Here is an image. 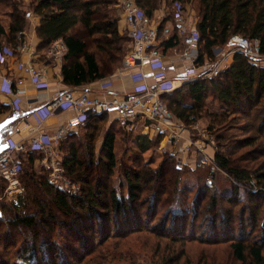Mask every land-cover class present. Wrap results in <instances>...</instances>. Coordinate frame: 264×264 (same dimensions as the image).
<instances>
[{
    "label": "trees",
    "instance_id": "obj_1",
    "mask_svg": "<svg viewBox=\"0 0 264 264\" xmlns=\"http://www.w3.org/2000/svg\"><path fill=\"white\" fill-rule=\"evenodd\" d=\"M166 1L169 12L161 28L164 21L169 20L173 4L178 2L186 6L188 0ZM136 2L145 15L154 19V12L159 6L158 0ZM6 3L13 4V13L9 31L0 20V52L5 54L11 51L13 55L17 54V47L22 43V38L17 35L24 30L28 15L33 11L40 17L36 30L41 39V49L47 48L57 39L64 40L67 52L63 58L61 73L63 83L72 89L115 74L121 67L124 55L130 50L129 36L126 31L120 30L116 0H30L28 5L23 0H0V8ZM198 3L200 63L206 58L212 60L215 49L224 47L233 35L258 39L264 53V0H198ZM174 45L172 39L166 41L165 48L169 49ZM162 98L176 118L185 124H189L192 115L199 116L204 111L207 112L204 101L209 98L225 107L221 117L231 114L255 121L253 125L245 127H248V132L256 130L255 134L245 139L224 134H216V138L218 142L226 141L224 148L228 145V150L232 145L233 152L248 145L260 144L253 160L264 157V66H254L238 53L233 64L218 76L186 81L172 92L163 93ZM8 109L9 106L0 105V114ZM207 116L211 123L208 125L209 130L212 132L216 130L215 125L221 118L219 113ZM107 117L106 113L91 116L80 126L85 130L82 139L74 132L61 141L65 173L81 186L77 194L52 187L48 180V170L39 171L33 166L27 173L28 178L33 179V183L39 182L49 188L56 208L51 209L45 201H41V197L35 192V186L33 191L28 186V202L18 206L24 212L13 205L1 206L0 226L6 225L7 232L20 230L31 237L43 236L41 241L35 236L30 243L24 245L21 255L23 261L31 260L34 263L40 258L41 262L48 264H81L85 257L113 237L125 239L130 234L148 230L157 239H166L163 250L161 242L156 243L150 256L153 260L151 262L158 257L159 264H180L179 258L184 253V248L177 253L179 248L175 247L176 244L182 246L187 241L198 240L208 244L229 241L232 258L238 264H264V227L259 240H251L254 232H243V223L239 233L235 234L232 215L227 214L228 211L225 214L217 212L220 205L218 194L221 197L226 194L219 192V187L214 189V186L209 185L214 183V173L210 170H200L203 167L191 169L187 165L189 172L198 175L199 181L204 179V186L198 182L183 185L180 178L183 168H179L175 159L170 157L165 158L156 169H151L153 182L140 172L125 168L126 191L121 190L122 183L119 187L114 186L111 179L116 168V121L110 122L104 133L100 132L103 141L97 151L99 131L105 126ZM14 125L13 122L7 127L5 139L14 131ZM136 141L143 152L151 148L152 142L146 137H138ZM81 148L84 150L80 153ZM231 156L230 152L226 155L218 151L215 162L235 182L247 184L254 176L261 188L258 191L248 190L250 199L255 200L258 196L264 198V166L252 171L248 166L234 161ZM27 170L25 166L20 170L21 180ZM2 181L6 183L4 179ZM189 188L196 191L192 202L193 210L185 208V202L181 198ZM211 188L213 191L206 206L207 214L203 216L209 225L206 233L202 231L201 236L200 225L206 226V223L197 224L201 216L198 209ZM192 190L189 192H195ZM30 199L33 202V212L31 208L25 210ZM19 201H22L21 198ZM230 201L235 205L243 202L234 198H230ZM260 201L256 204H260ZM261 209L260 205L257 206L256 213ZM161 213L162 219L159 221ZM159 226L164 229L163 233L157 231ZM40 230L43 231L42 234ZM12 244L9 240L4 243L9 247ZM112 247L118 248L117 245H105L103 248L107 258H114ZM2 263L4 262L0 260V264Z\"/></svg>",
    "mask_w": 264,
    "mask_h": 264
},
{
    "label": "built area",
    "instance_id": "obj_2",
    "mask_svg": "<svg viewBox=\"0 0 264 264\" xmlns=\"http://www.w3.org/2000/svg\"><path fill=\"white\" fill-rule=\"evenodd\" d=\"M116 2L121 8L120 23L129 36L131 44L130 50L124 55L122 69L132 72L134 79H141L142 84L136 91L125 92L121 96L111 98L93 95L85 87L80 90L63 89L57 92L50 103L33 109L31 114L36 125L31 128V132L37 131V135L29 140H18L9 135L6 138L9 146L0 154V178L4 179L8 185L5 193L0 194V202L7 193L9 197H18L23 193L24 187L19 174L22 167L29 163L33 152L43 155V159L38 160L40 165L52 169L50 182L59 185L65 177L63 157L60 155L58 144L67 134L79 128L93 115L101 113L115 115L122 128L131 129L140 124L144 132L149 130L154 134L168 132L171 140L180 141L183 137L182 131L188 129L187 125L176 118L162 98L163 93L172 92L180 86L176 84L178 77H173L169 71L168 60L178 59L181 62L184 82L218 76L221 71L233 64L235 55L238 53L245 56L252 65L264 66V53L259 40L242 35L230 37L225 48L220 50L222 52L217 61L213 62L206 58L200 63L198 61L200 57L199 29L197 21L190 18L187 5L174 3L169 20L164 21L161 28L165 18H149L140 9L136 0H116ZM172 39L175 45L168 49L172 51L171 56L165 53L164 49L166 41ZM22 48L21 45L18 46V49ZM66 52L67 47L62 38L50 44V54L53 58L62 59ZM7 53L13 54L11 51L5 54L0 52L1 64L5 62L4 55ZM18 67L36 89L47 86L46 69L25 62H20ZM145 67L151 69L153 84L146 82L147 76L143 73ZM0 81L1 90L15 97L13 105L15 111L20 112L22 95L25 93L22 85L25 80L15 81L11 76L0 72ZM57 110L70 111L74 114L68 117L53 134L39 130L43 122ZM195 119V115L190 117V121ZM190 127L201 129L197 123L191 124ZM199 163L205 164V160L199 159ZM59 186L68 193H78L79 187L76 185L70 187L67 182H62Z\"/></svg>",
    "mask_w": 264,
    "mask_h": 264
},
{
    "label": "rangeland",
    "instance_id": "obj_3",
    "mask_svg": "<svg viewBox=\"0 0 264 264\" xmlns=\"http://www.w3.org/2000/svg\"><path fill=\"white\" fill-rule=\"evenodd\" d=\"M30 0H23L25 5L29 4ZM158 8L154 12V19H158L157 16L163 18L164 15H168V2L166 0H158ZM187 9L190 15V18L197 21L199 20L198 14H199V3L198 0H188L187 1ZM116 12L119 18L121 19V8L119 6H116ZM120 23V22H119ZM120 30H123V27L120 28ZM131 45V44H129ZM225 47H222L220 49H217L213 52V59L212 61L215 62L219 59L220 51L221 49H224ZM172 53L170 52V55ZM122 69V64L120 67V70ZM123 70V69H122ZM182 71V70H181ZM181 73V72H180ZM205 109L207 112H203L199 116H195V121H190L187 125V128L191 131L189 141L183 140V144L185 145L184 149H180V145L176 144L179 149L176 151H173L172 149L168 148L166 149L161 145V142L166 136V133L168 135V132L161 133V134H154L152 135V132H144L142 128L137 130H129V129H123V128H117V136H116V146H115V153H116V168L114 169V176L111 179V182L114 186L119 187L120 183H122V191H126V183H125V177H124V169L130 168L133 170H136L140 172L144 177H146L150 182H153L154 175L152 174V170L156 169L160 163L165 158L173 157L175 159L177 166L179 168H183L182 172L180 173L181 183L184 184H192L195 182L203 184L204 186V179L198 180V175L189 172L187 165L192 169V167L188 164V160L190 158L204 159L205 164H200L198 161L197 167H203L202 169L210 170L211 173H214L213 180L214 183H210V186L219 187V192H225L226 195L223 197L220 196V193L218 194V200L220 205H218V211L220 214H225V211H228L227 214L232 215V225L234 228L235 234H238L240 231V225L243 223V232L253 233L251 234V240H259L262 236V228L264 227V198H261L260 196L256 197L255 200L250 199V191H258L260 190V185L257 183L256 178L253 176L250 181L245 183H239L235 182V180L232 179L228 175L227 172H225L223 169H221L215 162V154L220 151L222 153H225L226 155H232V159L238 163H242L245 166H248L252 171H257L260 167L264 166V157L260 156L253 160V157H256L258 154L257 148L260 146V144H253L245 146L241 149H238L236 152L232 151V145L229 146L230 150H228V145L226 148H224V144L226 141H219L216 138V134H224L226 136L237 138V139H245L248 136L254 135L256 130H252L251 132H248L246 129L249 127L248 125H253L255 121L250 119H243L241 116L237 115H231L228 117H221V115L225 112V107L212 98L206 99L204 101ZM211 113H219L220 118L217 121V125H215L216 130L210 131L209 130V124L210 119L207 116ZM207 114V115H206ZM110 115H108L105 126H102L99 131L98 141H97V151L100 148V145L103 141V136L100 132L104 133L109 125L110 122H114L115 120L109 118ZM224 118V119H222ZM111 120V121H110ZM117 125V122H115ZM197 123L201 129L199 128H192L190 127L191 124ZM257 125V124H256ZM248 126L247 128H245ZM245 128V129H244ZM254 129V127H253ZM246 130V131H245ZM77 133L79 137H83L85 135L84 128H78V130H75L71 133ZM67 134L66 137L69 135ZM140 135H146L148 136L149 140H151L152 144H150V149L147 151H142L141 147L138 145L136 138ZM171 140V139H170ZM198 140V141H197ZM202 140H208L210 145L214 148V155H209V153L205 150V145L201 143ZM171 142L174 144L175 141L171 140ZM63 145V143H62ZM61 141L58 144V149L60 152V155L63 157V154L61 153ZM84 150V148L80 149V153ZM84 153V152H83ZM198 156V157H197ZM33 157V155H32ZM37 158L40 160L43 159L42 154H37ZM248 159V160H246ZM245 160V161H244ZM33 163V158L32 161ZM27 172L24 175V178L22 180L20 179L22 186L24 187V191L21 195L18 197L11 196L9 197V194L5 197H3V200L0 202V208L2 205H9V206H15L17 210L23 211L22 208H18V206L25 205L28 201L27 199V189L28 186H30V190L33 191V187L35 188V192L38 193V195L41 197V201H45L48 207L54 208L55 203L53 194L49 190V188L45 187L43 184L39 182L33 183V179L30 180L29 174H27L30 169L33 167V164L30 165L26 163L25 165ZM39 171L46 169L48 170V180L52 187L58 188L62 191H64L62 188H60L59 185L62 184V182H67L70 187L73 185H76L79 187L78 192L81 190L80 183L75 181L72 177H69L65 170L63 171L64 179L62 182L58 184H52L50 182V172L51 170L45 166L40 165L38 168ZM99 171V170H98ZM197 175V176H196ZM153 184V183H151ZM199 184H195V186H198ZM7 183H4L2 181V178H0V194H4L5 190L7 188ZM27 187V188H26ZM213 188H211L210 192H208L206 198L203 200V202L200 205V208L198 209L199 213H201L200 221L197 223L198 225L200 223H206V226H202L201 232L199 233L201 236H203V232L206 233L208 222L203 219V216L207 214L206 212V206L208 203V199L210 196H212ZM255 188V189H254ZM29 190V189H28ZM191 191L192 189L189 188ZM189 190L181 195V198L184 200L185 205L184 207L193 210V204L192 202L195 200L196 197V191L193 193H190ZM238 190V192H237ZM232 192L231 194L228 192ZM66 192V191H65ZM149 193V192H147ZM15 195V194H13ZM9 197V198H8ZM21 198L22 201H19ZM230 198L237 199V201L240 200L243 201L240 204H231ZM261 200V201H260ZM19 201V202H18ZM258 201H260V204H256ZM19 204H18V203ZM28 208L25 210H29L31 208V212H33V202L29 201ZM17 203V204H16ZM256 205V206H253ZM261 206V210L257 211V206ZM222 207L223 209H221ZM56 208V207H55ZM243 209V211H241ZM208 210V208H207ZM214 210H212L213 212ZM26 212V211H25ZM1 214V211H0ZM162 214L158 217L159 221L162 219ZM191 214V213H190ZM37 215V214H36ZM190 215H188L189 217ZM242 218V219H241ZM202 221V222H201ZM170 227V226H168ZM8 227L6 225L4 227L0 226V260H2V264H48L41 262L40 258H38V262L32 263L31 260L23 261L21 258V255L23 253V247L25 244L30 243L33 240V237L35 238L36 235H33L32 237L26 233L25 231L20 230H13L12 232H7ZM41 231V230H40ZM157 231L159 233H163L164 229L162 227H157ZM24 233V234H21ZM43 231H41V234ZM42 235L36 236L37 239L41 241ZM6 240H9L13 244L9 247V245H4ZM161 242V250H163L166 239L159 238L157 239L153 233L146 231H139L133 234L128 235L125 239H119V238H112L108 240V242L105 245L115 246L117 245L118 248H113L114 258H107L106 254L104 253V246L97 247V249L90 255L85 257L83 262L81 264H159L158 257H155V261L151 262L150 256L152 255V252L155 249L156 243ZM230 242H221L218 244H208L204 242H200L198 240H191L187 241L184 245L181 246V244H176V248L178 249L176 252L184 248V253L179 258L180 264H238L237 261H235L232 258V254L230 251ZM157 261V262H156ZM31 262V263H30Z\"/></svg>",
    "mask_w": 264,
    "mask_h": 264
},
{
    "label": "crops",
    "instance_id": "obj_4",
    "mask_svg": "<svg viewBox=\"0 0 264 264\" xmlns=\"http://www.w3.org/2000/svg\"><path fill=\"white\" fill-rule=\"evenodd\" d=\"M12 13H13L12 3H6L0 8V20L7 31L10 30ZM157 18L159 19L161 17L157 16ZM39 20L40 17L36 16L33 13V11L29 13L28 23L26 27L24 28L23 31L19 32L17 35V37L22 38V43L20 45L23 48L18 49L17 47L16 55L10 53L4 55L5 62L0 65V72L11 76L15 81H19L21 79L25 80L24 84L22 85V87L25 89V93L22 95L21 110L19 113H23V112L26 113L27 111L36 109L43 104H48L55 98L59 90L70 88L63 83V77L61 73L63 66V58L62 59L53 58V56L50 54V46L42 49L39 47L41 39L38 37L36 30ZM119 25L121 28L122 23H119ZM164 52L167 53L168 55H170V52L172 53V51L168 49L166 50V48L164 49ZM20 62L31 63L34 64L35 66L46 69L47 80H48L47 86L43 89H36L30 83V81L28 80L26 75L22 72V70L19 69L18 64ZM168 63H169V71L171 75L173 77H178L176 79L177 80L176 84L181 85L182 83H184V74L183 71H181L182 70L181 62L178 59L177 60L170 59L168 60ZM134 72L138 73V71H134ZM143 73L144 75L147 76L146 82H148L149 84H153L154 79L152 77V72L150 67H145L143 69ZM141 84H142V80L134 79L132 72L129 73L119 69L112 76L101 79L95 83L89 84L84 87L88 88L93 95H97L105 98H111L113 96H121L125 92L136 91ZM1 86L2 83L0 81V105H7L9 106V109L3 112L2 114H0V121L8 116H11L16 112L15 107L13 105V101L15 97L2 91ZM81 88H76V89L80 90ZM73 114L74 113L70 111L61 112L60 110H57L56 112H54L53 115L48 117L43 122L39 130H42L49 134H53L56 132L58 127L62 123H64L68 117L73 116ZM109 118L117 122L118 128H122L119 125L115 115H110ZM14 123H15L14 131L10 134L12 137L18 140H29L37 135V131L31 132V128L36 125L32 117V114L22 116L16 121H14ZM140 128L142 127L139 124L138 126L131 128V130L135 131ZM76 130H78V128ZM190 133L191 131L189 129L183 130L182 131L183 137L180 139V141L174 142V144L170 140L169 133L168 135L166 133V136L161 142V145L166 149L170 148L173 151H176L179 148L184 149L186 144L184 145L182 141L184 140L185 143L186 141H189ZM152 135H154V133H152ZM139 137H146L147 139L149 138L146 135H140ZM201 143L206 146L205 150L207 153H209V155H214V148L210 145L208 140H202ZM176 144L179 145L181 144V145L178 148ZM37 154L40 153L33 152L31 154V157L33 155V163L31 162L32 158H30L28 164L30 165L33 164L34 167L39 168L40 163L38 161L39 158L36 157ZM198 161H199L198 158L197 159L190 158L187 162L192 167V169H195L198 165Z\"/></svg>",
    "mask_w": 264,
    "mask_h": 264
},
{
    "label": "water",
    "instance_id": "obj_5",
    "mask_svg": "<svg viewBox=\"0 0 264 264\" xmlns=\"http://www.w3.org/2000/svg\"><path fill=\"white\" fill-rule=\"evenodd\" d=\"M33 112V110H29L26 113H19V112H15L14 114H12L11 116L6 117L5 119L0 121V154H2L9 146L7 140L5 139L4 136V132L6 131L7 127L13 123L14 121H16L17 119H19L22 116L25 115H30ZM13 131L10 132V134Z\"/></svg>",
    "mask_w": 264,
    "mask_h": 264
}]
</instances>
